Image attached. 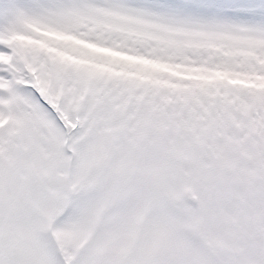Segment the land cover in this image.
Listing matches in <instances>:
<instances>
[{
  "label": "snow or ice",
  "instance_id": "obj_1",
  "mask_svg": "<svg viewBox=\"0 0 264 264\" xmlns=\"http://www.w3.org/2000/svg\"><path fill=\"white\" fill-rule=\"evenodd\" d=\"M207 189L210 264H264V0H0V144Z\"/></svg>",
  "mask_w": 264,
  "mask_h": 264
},
{
  "label": "rangeland",
  "instance_id": "obj_2",
  "mask_svg": "<svg viewBox=\"0 0 264 264\" xmlns=\"http://www.w3.org/2000/svg\"><path fill=\"white\" fill-rule=\"evenodd\" d=\"M65 168L55 141L39 126L0 144V264H60L56 251L68 264H210L205 250H212L222 226L208 211L203 185L142 181L81 162L71 178L77 197L59 223L53 219L68 202ZM192 195L199 198L195 210L183 204ZM52 233L56 250L48 241Z\"/></svg>",
  "mask_w": 264,
  "mask_h": 264
}]
</instances>
